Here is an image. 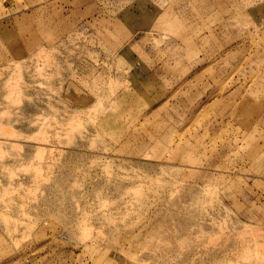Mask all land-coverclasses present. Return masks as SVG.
I'll return each mask as SVG.
<instances>
[{
    "label": "rangeland",
    "instance_id": "1",
    "mask_svg": "<svg viewBox=\"0 0 264 264\" xmlns=\"http://www.w3.org/2000/svg\"><path fill=\"white\" fill-rule=\"evenodd\" d=\"M0 264H264V0H0Z\"/></svg>",
    "mask_w": 264,
    "mask_h": 264
}]
</instances>
